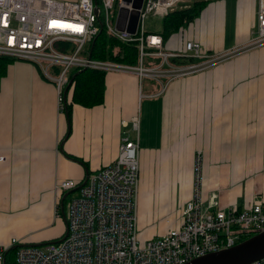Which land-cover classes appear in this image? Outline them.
<instances>
[{
	"label": "crops",
	"instance_id": "0c3cea01",
	"mask_svg": "<svg viewBox=\"0 0 264 264\" xmlns=\"http://www.w3.org/2000/svg\"><path fill=\"white\" fill-rule=\"evenodd\" d=\"M256 14L257 0H208L164 52L181 53L186 42L209 53L244 45ZM141 93L142 99L135 75L106 73L104 103L72 106L69 120L66 109H58L52 84L32 64L15 60L7 66L0 80V248L12 240L28 245L59 240V218L66 227L62 198L72 192L61 194L56 185L82 182L112 163L128 131L122 122L137 112L140 172L143 163L154 161L141 173L137 193L138 227H147L144 240L180 225L197 153L205 167L203 209L242 210L255 199L264 201V46L172 80L155 97L160 85L146 79ZM66 96L67 104L69 91Z\"/></svg>",
	"mask_w": 264,
	"mask_h": 264
},
{
	"label": "built area",
	"instance_id": "2783aa9c",
	"mask_svg": "<svg viewBox=\"0 0 264 264\" xmlns=\"http://www.w3.org/2000/svg\"><path fill=\"white\" fill-rule=\"evenodd\" d=\"M96 2L100 8L98 17L95 0H0V56L32 64L42 79L55 89L60 112L66 109L65 90L76 71L133 74L138 78L142 99L145 96L141 87L146 79L160 85V93L155 97L161 95L172 80L198 74L264 46V0H257V24L250 40L218 53L203 52L196 42H186L181 53H165L161 31L147 29L149 18L159 19L162 25L168 12L191 0H143L135 34L115 28L118 10L131 11L132 3ZM56 25H73L82 30ZM101 28L121 43L138 45L137 66L92 59L90 46ZM177 58L193 61L184 65L170 62ZM149 59H156L157 63L147 66ZM122 127L128 131L120 139L112 163L88 174L82 186L84 180H63L56 185L61 194L72 192L66 197L63 237L41 246L12 240L10 247L0 248V262L6 261V253L12 250L14 264H186L229 249L264 231L262 199L253 200L242 210L202 208L206 177L201 153H197L192 195L183 209L180 225L142 244L137 216L139 112L129 121H123ZM165 224H169V220H165ZM252 264H264V259Z\"/></svg>",
	"mask_w": 264,
	"mask_h": 264
},
{
	"label": "trees",
	"instance_id": "16d2710c",
	"mask_svg": "<svg viewBox=\"0 0 264 264\" xmlns=\"http://www.w3.org/2000/svg\"><path fill=\"white\" fill-rule=\"evenodd\" d=\"M208 1H195L189 6L176 8L165 16L162 22L161 38L163 48L176 34L187 28L197 19L206 7ZM92 59L98 61L118 63L128 66L138 65L139 48L136 43L124 44L109 36L105 29L96 37L92 50ZM15 60L10 57L0 56V80L6 74V68ZM191 59H171L170 62L184 65L192 62ZM157 63L156 59H149L146 65ZM74 81L69 89V97L65 113L70 120L72 106L90 109L104 103L106 73L93 70L74 72ZM14 251L6 253V264H14Z\"/></svg>",
	"mask_w": 264,
	"mask_h": 264
},
{
	"label": "water",
	"instance_id": "95a60500",
	"mask_svg": "<svg viewBox=\"0 0 264 264\" xmlns=\"http://www.w3.org/2000/svg\"><path fill=\"white\" fill-rule=\"evenodd\" d=\"M122 2L125 4L132 3V10L128 11L125 8H120L118 10L116 15L115 28L116 30L119 31L125 30L130 34H135L139 22L138 11L142 7L143 0H122ZM99 12H100V8L95 0V14L97 17L99 16ZM95 41L96 38L91 43L90 54L92 53V50L94 48ZM82 71H78L77 73H80ZM75 75L76 74H74L70 79V83L65 90L66 94L74 81ZM84 184H85V180L83 181L81 186ZM67 195L68 194H65L63 196L62 202L67 197ZM61 210L63 212V209ZM32 246H41V245H32ZM261 259H264V231H261L255 234L254 236H251L250 238L244 240L243 242L229 249L220 250L218 252H213L204 255L186 264H252ZM3 264H6V261H4Z\"/></svg>",
	"mask_w": 264,
	"mask_h": 264
},
{
	"label": "rangeland",
	"instance_id": "374dc122",
	"mask_svg": "<svg viewBox=\"0 0 264 264\" xmlns=\"http://www.w3.org/2000/svg\"><path fill=\"white\" fill-rule=\"evenodd\" d=\"M195 1H208V0H191V2H189V3H187V4H180L178 7H179V8L185 7V6H187V5L192 4V3L195 2ZM146 26H147V29H148L149 31H157V32H158V31H161V29H162V25H161V23H160V20H159V19H156V18H154V19H150V18H149V20H147V22H146ZM142 152H143V151H142ZM142 163H143V160H142ZM152 163H154V161H153V162H149L146 166H145L144 163H143V166L141 165V172H140V185H139L140 190H141V187H142V174L145 172V170L150 171V169H151V164H152ZM141 173H142V174H141ZM146 184L149 185L148 181L146 182ZM164 217H165V216H162L161 218H159V219L156 221V225H157V226L160 224V222L162 221V219H163ZM167 218H168V220L170 221V217H167ZM167 218H165V219H167ZM58 220H59V222H58V225H57V227H56L57 236H56L55 239H60V238L64 235L65 230H66V227H65V224H64V222H63V219H62V218H59ZM172 221H173V220H172ZM33 226H34V225H33ZM154 226H155V222H150V224H149V228L152 229V228H154ZM146 228H147L146 226L141 227V228H140V226H139V240L141 241L142 244H143L145 241H147V240H144L145 238L142 237L143 233H145V232L147 231ZM150 239H152V238H150ZM150 239H148V240H150ZM23 244H24V243H23ZM24 245H28V244H24ZM0 264H2V262H0Z\"/></svg>",
	"mask_w": 264,
	"mask_h": 264
},
{
	"label": "snow or ice",
	"instance_id": "6c2138e0",
	"mask_svg": "<svg viewBox=\"0 0 264 264\" xmlns=\"http://www.w3.org/2000/svg\"><path fill=\"white\" fill-rule=\"evenodd\" d=\"M58 27H69V28H73L74 30H77V31H81L82 28L80 27H77V26H73V25H56Z\"/></svg>",
	"mask_w": 264,
	"mask_h": 264
}]
</instances>
